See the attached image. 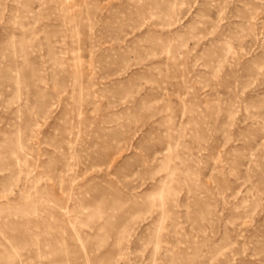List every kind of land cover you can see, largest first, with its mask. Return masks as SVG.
Here are the masks:
<instances>
[{
	"label": "rangeland",
	"instance_id": "obj_1",
	"mask_svg": "<svg viewBox=\"0 0 264 264\" xmlns=\"http://www.w3.org/2000/svg\"><path fill=\"white\" fill-rule=\"evenodd\" d=\"M0 264H264V0H0Z\"/></svg>",
	"mask_w": 264,
	"mask_h": 264
}]
</instances>
